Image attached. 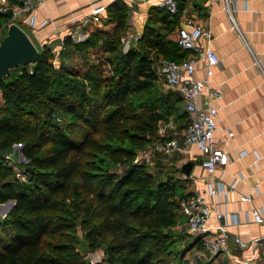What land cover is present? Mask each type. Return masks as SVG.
<instances>
[{
    "label": "trees",
    "instance_id": "16d2710c",
    "mask_svg": "<svg viewBox=\"0 0 264 264\" xmlns=\"http://www.w3.org/2000/svg\"><path fill=\"white\" fill-rule=\"evenodd\" d=\"M0 18L8 24L10 13ZM129 18L127 3L113 0L106 7L113 28H96L80 43L65 36L59 68L44 44L34 63L0 79V203L14 200L3 220L14 235L0 248V264H87L75 250L77 223L89 247L104 246L99 264H190L186 254L200 246L195 238L176 248L169 229L180 219V199L189 194L183 191L186 179L157 178L132 161L158 122L173 114L188 121L178 94L158 87L149 56L187 57L170 37L178 14L150 7L138 48L123 52ZM73 51L81 61L77 68L67 62ZM100 56L111 65L108 74L96 62ZM59 113L71 119L72 133L54 121ZM14 144L23 145L27 160L20 185L6 179L11 169L3 155ZM113 164L125 168L109 172ZM173 170L182 176L181 166Z\"/></svg>",
    "mask_w": 264,
    "mask_h": 264
},
{
    "label": "crops",
    "instance_id": "0c3cea01",
    "mask_svg": "<svg viewBox=\"0 0 264 264\" xmlns=\"http://www.w3.org/2000/svg\"><path fill=\"white\" fill-rule=\"evenodd\" d=\"M94 0H46L43 4L33 9L38 20L48 18L51 22L45 26L31 29L30 38L36 46L55 45L58 40L67 36L68 32L79 24V20L89 15L91 3ZM113 0H109L108 3ZM130 8V18L134 22L131 28L142 31L147 20V12L155 5L156 0H124ZM181 2V10H178V25L176 33L170 37L176 41L179 17L189 15L202 24L209 26L213 33L211 40L202 39V46L210 45L220 58V63L212 66L208 75L210 86L218 89L222 96L215 101L217 108V129L214 131V140L218 148L227 151L230 161L224 167L222 180L229 184L238 173L244 175V180H238L234 190L229 195L226 204L228 211L239 212L241 223L230 226L233 233H237L242 239H250L253 236L264 234V223H246L243 210H251L253 207L264 209V78L255 63L258 60L264 69V0H236L238 8L235 16L241 31L243 40L231 27V21L223 9L219 0L209 4L208 0H178ZM243 4L246 6L243 7ZM179 8V5H178ZM104 20V29L113 28V23H106V14L100 17ZM103 23V22H102ZM88 25L87 27H89ZM207 75L204 60L195 63L193 77L201 79ZM176 93V92H175ZM203 96L199 98L201 102ZM2 97L0 93V104ZM180 111L184 112V104L180 101ZM180 129H175L180 144L183 143V132L186 127L185 118H180ZM175 124V122H174ZM233 134L228 136L226 130ZM244 151L243 155L239 152ZM258 154V157L255 155ZM178 156V165L192 161L193 166L190 175L199 174L200 153L192 148L189 154L175 153ZM177 165V166H178ZM219 173V172H218ZM181 178L187 176L182 173ZM206 178V174L204 173ZM191 188L185 193L201 191L205 188V179L195 181L189 178L184 183ZM257 187L258 192L252 188ZM251 194V199L240 200V194ZM209 224H215V217L211 216ZM230 253L227 256H218L213 260H206L201 264H225L230 257L242 260L250 258V249L241 250L235 247L232 240L229 242ZM195 249L186 254V258L195 255ZM259 255L264 259V249Z\"/></svg>",
    "mask_w": 264,
    "mask_h": 264
},
{
    "label": "built area",
    "instance_id": "2783aa9c",
    "mask_svg": "<svg viewBox=\"0 0 264 264\" xmlns=\"http://www.w3.org/2000/svg\"><path fill=\"white\" fill-rule=\"evenodd\" d=\"M46 0H17L11 3L8 0H0V13L9 12V22H16L18 25L23 19L29 28L45 26L51 22L48 18L38 20L32 12L34 8L43 4ZM109 0H94L91 3L89 15L81 18L75 28H72L67 36L73 42H79L86 37L85 29L92 21L98 20L97 25L102 26L101 16L106 14V7ZM216 0H208L213 4ZM223 9L226 11L231 27L236 30L238 36L244 39L236 20V10L238 8L236 0H219ZM155 5L164 8L172 15L178 14V0H156ZM246 4H243L245 7ZM134 22L129 18V36L123 38L124 50H128L131 42L140 38L142 31L131 28ZM212 30L189 15L179 17V28L176 37L177 45L187 51L188 55L181 61L170 60L164 57L158 58V74L160 81L167 88L172 89L178 94L184 104L187 113V124L183 132V143L174 131L172 120L162 121L156 128L155 148L168 154L185 153L189 154L192 148H196L200 153L199 167L200 173L188 175L184 179L195 181L205 179V188L201 191H193L181 198L179 201L180 219L176 222L175 228L187 234H193L199 238L200 246L195 249V255L188 258L190 264H201L206 260H213L218 256H227L230 253L229 242L232 240L235 247L241 250L250 249V258L246 257L237 260L230 257L225 264H264V259L259 255L260 250L264 249V234L253 236L250 239H242L237 233L230 230V226H237L241 223L239 212L228 211L226 204L230 193L234 190V185L238 180H244L242 173L236 174L232 182L226 184L222 180L224 167L230 161L226 150L218 148L214 140V131L217 129V108L215 101L221 98L222 93L210 86L208 75L214 65L220 63V58L210 45L202 46V39L211 40ZM204 60L207 75L201 79L193 77L195 63ZM255 63L259 67L263 78L264 69L258 60ZM203 96L201 102L199 98ZM228 136L233 132L228 128ZM244 151L239 152L243 155ZM258 157V154L255 152ZM181 166V165H180ZM219 172V173H218ZM206 174V178L204 177ZM258 192L256 186L252 188ZM251 199V194H240L241 201ZM246 223H264V209L253 207L251 210H243ZM215 217V224L210 225L209 219ZM208 264V262L206 263Z\"/></svg>",
    "mask_w": 264,
    "mask_h": 264
},
{
    "label": "rangeland",
    "instance_id": "374dc122",
    "mask_svg": "<svg viewBox=\"0 0 264 264\" xmlns=\"http://www.w3.org/2000/svg\"><path fill=\"white\" fill-rule=\"evenodd\" d=\"M92 17L89 18V27L85 29L86 37L79 41L74 43H80L84 40H86L90 33L96 29V28H104L105 22L102 21V26L97 25L98 20L92 21ZM1 20V18H0ZM19 26L28 34L32 35L31 29L29 28L23 19H20ZM7 29V23L5 21H0V39L3 37V35L6 33ZM130 34L129 28L124 32V34L121 37V44H122V51L126 52L124 50V45L122 43L124 37H128ZM33 36V35H32ZM64 37L61 40H58V42L53 45H47L51 48V64L54 68H59L62 62V55L61 51L64 46ZM138 40L135 42L134 40L131 42V45L129 48H138ZM42 47V46H37ZM150 58L153 56V61L150 63L152 70H155V72H158V59L154 56L153 52L151 51L149 54ZM67 62L69 63L70 67L77 68L75 65H80L81 61L79 58V54L77 51H73V53L70 54V57L67 58ZM96 62H102L104 64V74H108L110 72V64L108 61H106L102 56L98 57L96 59ZM81 67V66H80ZM158 87L162 89L163 91H173L170 88H167L164 86L161 82L158 83ZM172 120L175 122L174 127L175 129H180V121L179 118L176 116V114H173L171 116H168L163 121ZM55 122L61 123V126H63L68 133H72L71 126L73 123L71 122V119H67L65 116L61 113H59L54 118ZM158 122L157 124H159ZM157 126V125H156ZM156 128V127H155ZM148 138H150V141L143 146L136 149L134 155H133V163L137 164H145L147 171L152 172L157 178H165V176H179V174L175 173V168H177L178 165V156L176 154H168L164 151H161L157 148H155V139H156V132L154 134L147 135ZM180 143V142H179ZM22 147H20L19 144H14L13 147L6 151L3 155L4 161L11 169V174L6 177L8 180H12L17 185H20L22 182L26 179V171H25V164L27 160L23 157H21ZM182 165V164H180ZM178 165V166H180ZM125 168V165L123 164H113L110 167H108L109 172H115V173H121ZM174 172V173H173ZM191 188L190 184L184 183V191H188ZM6 203H0V205H4ZM4 207V206H3ZM3 207H0V248L7 243L12 236L14 235V231L12 227L9 224L3 223V220L7 213L10 211L12 207H10L5 213L2 212ZM170 230H172L175 233L176 241L175 246L176 248H183L185 246V243L188 241L189 243L193 242L196 238L193 234H185L182 230L178 231L175 226L170 227ZM74 234L77 237V243L75 245V250L78 252L82 257V260H84L87 264H99L104 260L105 256V250L104 246H97L95 248H91L87 244V240L85 238V232L81 226L80 223H77L75 226ZM194 249V248H192Z\"/></svg>",
    "mask_w": 264,
    "mask_h": 264
},
{
    "label": "water",
    "instance_id": "95a60500",
    "mask_svg": "<svg viewBox=\"0 0 264 264\" xmlns=\"http://www.w3.org/2000/svg\"><path fill=\"white\" fill-rule=\"evenodd\" d=\"M39 56L37 46L30 36L16 23L7 24L6 33L0 39V79L9 76L10 71L20 65L34 63ZM22 147V144H19ZM21 157L24 158L22 152ZM193 166L192 161H187L181 165V172L185 175L190 174ZM14 205L13 199H8L3 207L2 212H6Z\"/></svg>",
    "mask_w": 264,
    "mask_h": 264
}]
</instances>
